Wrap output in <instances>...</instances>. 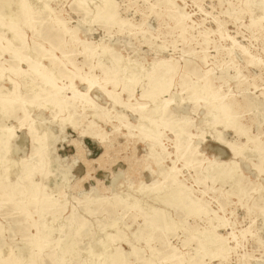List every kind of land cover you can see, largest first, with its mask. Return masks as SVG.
Segmentation results:
<instances>
[{
	"label": "rangeland",
	"instance_id": "1",
	"mask_svg": "<svg viewBox=\"0 0 264 264\" xmlns=\"http://www.w3.org/2000/svg\"><path fill=\"white\" fill-rule=\"evenodd\" d=\"M35 1L0 0V66L18 70L0 80L12 171L31 153L30 125L50 142L43 177L0 179V264L8 251L28 264L39 227L51 235L35 264H100L102 242L127 264H264L263 0H110L108 23L100 0ZM45 78L56 95L33 97L25 81L50 91ZM177 192L188 207L163 204ZM149 208L176 229L150 232Z\"/></svg>",
	"mask_w": 264,
	"mask_h": 264
},
{
	"label": "bare ground",
	"instance_id": "2",
	"mask_svg": "<svg viewBox=\"0 0 264 264\" xmlns=\"http://www.w3.org/2000/svg\"><path fill=\"white\" fill-rule=\"evenodd\" d=\"M35 2H37V1H35ZM35 2H34V4H36ZM81 2L83 3V5H87L85 3L86 2L85 0H82ZM100 2H102L103 5L102 4L101 5L97 4L95 6V9H96L97 13H99V12L100 13L101 12L104 13V15H106V21H107V23L108 22H112L114 20L113 19V15L114 14H110V12L108 11V8H106V4H108V6H109V3H111L110 0H100ZM34 4H33V6H34ZM87 6L86 7L85 6H81V9L83 11H85V13L88 12V7ZM102 6H104L105 9H103ZM37 7H38V5H37ZM261 8H262V10H264V0L262 1ZM86 17H85V19L87 20ZM88 20H89V17H88ZM89 23H90V21H89ZM0 25L1 26H4L5 24L0 21ZM65 31L66 30L64 29V33H65ZM14 37L17 38V39H20L19 33L16 32ZM120 59L121 58H118V59H115L114 58V60L116 62H118ZM33 70L35 71V73L39 74L37 72V69L34 66H33ZM4 71H7V72H9V73H11L13 75H17V71L18 70H17V68L14 69V67H9L7 69H4V68H2L0 66V80L2 79V73ZM167 72H168V70H167ZM130 79H132V76L131 75H129L128 77H126V80H130ZM25 82H26V84H25L26 88L29 90V92H31V95H33V97H35V98L37 96V91H38L37 89H40V91H42L44 93L46 92V95H48L47 97H52L53 95H56V92L55 91H56L57 88H55L56 86L52 84L51 79H46L45 78L46 84L51 83V88L52 89H50V91H44V89H42L39 86H37L35 84L34 79H28ZM95 85H96V82H92V83H90V87L89 88H94V87H96ZM162 87H163V85L161 83V80H159V77H155L154 78L153 85H152V88H151L152 91L160 90ZM0 90H1V88H0ZM16 92H17V86H15L13 88V93H15V98H16L13 101H15V102H16V100L20 99L19 95L16 94ZM2 97H3V99L2 98L0 99V122L2 121V119L11 118L12 116H14V113H15V110H12V108H13L12 106H13V103L14 102H11L10 100L6 99L5 98V95L2 96ZM145 97H149V95H146ZM225 110H226L225 107L222 108V111L223 112H226ZM25 120H26L25 119V116L23 117V119L19 120L20 125H22ZM212 124H213V122H212ZM34 125H35V123H34ZM11 129L12 128L9 127V126L0 125V164L8 163V164H6V165H4V166H2L0 168V179H2L3 177L4 178H7V177L11 176L13 173H14L13 175L16 176L19 180H29L30 181L33 178L34 175H39V176H42L43 177L45 175V172L43 171V162H44V159H45V155L43 154V151L45 150V148L50 143V142H44L46 140L47 133L44 132V131H39V129H37V126L33 128L30 125L28 127V129H27V135L30 138L31 153L29 155V158H27V159H21L19 162H17V165H18L17 171H12V167L15 166L16 163H13L12 162L10 156H11V154L13 152H16L18 148L16 146L12 148V146H13L12 144H13L14 137H13V132H12ZM50 134H49V136H50ZM51 138L52 137H48L49 141L51 140ZM43 139H45V140H43ZM66 175H67V173H65V176ZM56 179H58V177ZM60 183H61V181H60ZM178 195H179V193L177 192V195H174L176 198L165 197L164 203H163V199H164L163 196H160L159 197V195H156L154 198L151 197V199L154 202H158V203L159 202H162L164 205H168V207H177L178 205H180L179 203H181V205L184 206L185 204L182 202L184 198L181 197V195H179V196ZM102 200H103V197H101L100 199H98V202L100 203V202H102ZM29 201L31 203H33V204L35 203V204L39 205L38 208H41V207H43V204L49 202V198L47 196H45V195H43L41 198H37V188L35 187L30 192V200ZM88 202H90V201H88ZM48 206L51 207V205H48ZM185 207H188V205L186 204ZM148 211H150V213L149 212H146V213L148 215H150V220L148 221L147 226H148L150 232L159 231V232H162V233H167V232H170V231H173V230L176 229L177 224L175 223L174 220H172L171 218H169L165 214V211L157 210L155 208H149ZM113 226H115V225L113 224L112 227ZM262 226H264V225H262ZM84 228H85V225L84 224H80L79 225V228H77L74 231V237L79 236L81 234V232L83 231ZM100 230L101 229H99V231ZM121 234L122 233H121L120 228H116L115 231H114V233L106 234L105 236H106V238L108 240H120V238L122 237ZM50 235H51V233L49 232V230L47 228H43V227H39L38 228V232L36 234V239L34 241H32L31 243H29V250H30V252L28 254V258H29L28 264H35V259H36V256L38 255L40 249L46 247L47 244L49 243ZM134 237L137 240H139V239L142 238V235L139 234L138 236H134ZM214 241H215V239L212 238V237H209L208 239H207V237H204L202 239H199L198 240V244H199V247L198 248L201 249L202 250V253L205 255V254H207L208 248L211 245H213ZM100 245H101V248H102V253L96 255V257H95V258H98V257L104 258L103 259L104 261L103 262H100V264H127L126 257L123 254H121L117 249H115V252L114 253H109L106 250L107 249V243L102 242ZM34 249H37L38 250V253L34 252ZM86 252H87V250H86ZM66 253L68 255H71V254L74 253V251L70 248V249L67 250ZM132 254H137V249L135 247H133V246H132ZM92 258H93V256H92ZM169 258L171 259L172 257L170 256ZM11 260H12L11 259V251H8L7 258H5L4 261H2V260L1 261L4 264H8V263L11 264L12 263ZM81 264H82V262H81ZM90 264H95V262H90Z\"/></svg>",
	"mask_w": 264,
	"mask_h": 264
}]
</instances>
